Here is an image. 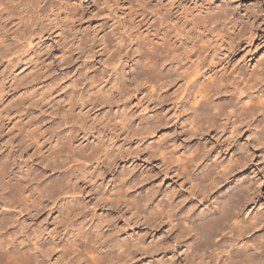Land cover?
<instances>
[{
  "label": "bare ground",
  "instance_id": "bare-ground-1",
  "mask_svg": "<svg viewBox=\"0 0 264 264\" xmlns=\"http://www.w3.org/2000/svg\"><path fill=\"white\" fill-rule=\"evenodd\" d=\"M26 1L11 4L0 0V5L5 4L1 8L4 13L0 14V19L10 15V7ZM125 2L120 4L128 5L133 28L143 29L140 34L144 39L137 48L141 47L144 53L142 68L146 76L142 79L147 81L144 83L149 82L153 87L151 83L155 82L164 88L174 81L176 84L182 82L179 103L184 108V103H187L189 107L182 121L183 126H180V134L183 135L186 128L185 132L200 138L209 134L226 136L225 150L241 144V137L246 133L252 138L251 147L246 143L240 145L243 149L239 147L242 151L240 158L234 159L232 154L226 163L209 155L205 147L202 148L201 140L184 145L178 143L177 137L172 143L168 131L164 130L165 134L161 135L158 143L162 159L173 164L174 170L187 179L193 190L205 196L220 188L226 180H232L228 191H220L214 197L215 205L199 212L193 205L187 207L185 213H179L180 206L187 202L186 197L175 203L169 201L154 205L152 199L155 192L141 197L131 193L132 189H126L127 202L137 211H148L149 215L155 214L157 209L159 218L162 216L169 223L180 220L177 236L181 241L176 243V247H185V250L184 258L178 264H264V233L252 234L261 229L264 221L262 215H250L246 209L255 202L256 194L264 185V176L255 179L256 188L255 184L249 186L232 179L235 171L242 170L250 162L253 165L255 157L257 162L262 161L264 173V58L252 57L253 44L258 37L257 19L253 13L242 15L233 6L213 0ZM21 13L20 10L16 16L22 21L25 17ZM56 14L53 9L54 19ZM139 18L141 20L138 21ZM101 84L99 78H92L87 91L79 96V101L85 102L94 88L98 89L103 101L110 100L117 80L111 90L103 89ZM5 88L1 86L0 92ZM29 91L32 88L17 87L8 95L10 101L0 97V131L9 129L0 135V208H7L5 211L0 209V264H124L125 260L132 263L141 254L138 252L140 243L127 244L124 239H106L108 231L94 234L90 225L79 221L82 214L80 202L71 186L81 174L82 167L71 164L82 160L87 146L78 142L73 127L65 128L68 114H72L71 106L67 110L64 107V120L57 127L53 124L44 129L42 124L34 127L40 123L33 114L40 101H35L37 94L34 93L24 99ZM28 116L30 119L24 122ZM148 129L153 130L152 127ZM23 130L26 134L17 141L19 132ZM31 141L43 143L36 154H40L45 147L51 150L48 154H40V164L45 166L42 172L37 171L41 165L35 169L22 163L21 157L32 145ZM75 143L79 144L74 148ZM5 146H11V153L3 152ZM171 146L173 149H170ZM104 154L106 158L110 157L102 146H98L90 155L100 160ZM30 161H33L32 156ZM61 169H64L63 173L51 179L45 174ZM46 201L60 203V217L64 220L65 215L69 220L74 218L71 225L82 226L76 230L72 227L64 237L53 239L50 243L43 240L41 229L29 233V225L22 227L19 223V230L16 228L12 212L34 217L38 207ZM245 215L248 217L245 218ZM78 221L81 223L78 224ZM83 238L86 241L79 250V242ZM110 249L116 250V254L110 253ZM54 256H57L56 261L51 262L50 258Z\"/></svg>",
  "mask_w": 264,
  "mask_h": 264
},
{
  "label": "rangeland",
  "instance_id": "rangeland-1",
  "mask_svg": "<svg viewBox=\"0 0 264 264\" xmlns=\"http://www.w3.org/2000/svg\"><path fill=\"white\" fill-rule=\"evenodd\" d=\"M22 1L24 0H5L11 4ZM125 1L127 2L28 0L10 7V15L0 19V87H6L0 92V97L10 101L8 95L17 87L32 88V91L24 95V99L31 97L32 93L37 94L35 101L40 102L36 104L37 109L33 114L40 123L34 127L42 124L43 129L52 124L57 127L58 123L64 120V107L67 110L71 106L72 114H68V124L65 128L73 127L78 142L87 146L82 160L71 164L82 167L81 174L71 186L76 191L77 201L80 202L82 214L79 221L90 225L94 234L108 231L106 239H124L127 244L140 243V256L132 263L125 260L124 264H178L179 260L184 258L185 250V247H176V243L181 241L177 236V224H180V220L169 223V220L163 219L162 216L159 218L160 212L157 209L152 215H149L148 211H137L127 202L124 191L132 189L131 193L135 192L134 194L141 197L155 192L152 199L154 205L169 201L175 203L186 197L187 202L180 206L179 213H185L187 207L193 205L197 212L212 207L215 205L214 197L220 191L227 192L232 180H226L220 188L200 196L186 178L178 175L173 164L163 161L158 145L161 135L164 136V130H167L172 143L176 142L178 137V143L184 145L199 143L201 140L202 148L205 147L209 155L226 163L233 155L234 159L240 158L243 151L241 146L246 143V146L251 147L252 138L246 133L241 137L239 146L225 150L226 136L215 137L209 134L200 138L185 132L186 128L183 135L180 134V126H183L182 121L189 107L187 103H184L185 108L179 103L182 82L176 84L174 81L164 88L155 82L151 83L153 87L149 82L144 83L147 82L142 79L146 76L142 68L144 53L141 47L137 48L144 39L140 34L143 29L133 28L128 5L120 4ZM213 1L233 6L234 10L237 12L238 9L237 13L241 11L242 15L246 12L254 14L259 29L253 44L252 57L264 58V0ZM4 6L5 4L0 5V14L4 13V10H1ZM53 9L57 13L55 19L52 17ZM20 10L21 15L25 17L22 21L16 16ZM94 77L99 78L101 87L107 90H111L110 87L116 79V87L112 89L114 93L110 100L103 101L98 89L94 88V93L92 91L85 102L81 103L79 96L87 91ZM29 119L30 116L25 118L24 122ZM165 124L167 128L164 127ZM8 130L7 128L0 131V135ZM19 134L17 141L26 131L23 130ZM31 143L21 160L28 167L37 169L41 165L40 154H48L51 150L45 147L40 154H36L43 143ZM79 143H75L73 147H77ZM98 146H102L110 157L106 158L104 154L99 160L98 157L90 155ZM239 147L242 149L241 153ZM170 149H173V146ZM11 151V146H5L3 149L4 153ZM31 156L33 161H30ZM255 158L253 165L250 162L242 170L235 171L232 179L249 186L255 184L256 188L255 179L261 178L264 173L262 161L257 162ZM44 168L45 166L41 165L37 171L42 172ZM63 170L45 174L51 179L54 175H61ZM164 194L167 196H163ZM255 197V202L246 209L250 215H262L264 221V185ZM60 206V203L52 204L46 201L38 207L34 217L25 213L19 215L16 212L11 215L18 230L17 223L22 227L28 224L29 233L34 229H41L43 240L50 243L53 239L64 237L73 227L71 220L74 218L69 220L65 215L64 220L60 217ZM0 209L5 211L7 208ZM247 217L248 215H245V218ZM79 221L78 224L81 223ZM80 226L82 224L77 225ZM77 227H73L74 230ZM260 228L252 234L264 233V222ZM85 241L84 238L80 240L79 250H82ZM145 248L148 250H144ZM109 252L116 254V250L110 249ZM56 258L57 256L50 258L51 262H55Z\"/></svg>",
  "mask_w": 264,
  "mask_h": 264
}]
</instances>
